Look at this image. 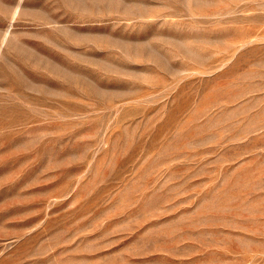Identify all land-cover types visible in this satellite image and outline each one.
Listing matches in <instances>:
<instances>
[{
  "label": "rangeland",
  "instance_id": "rangeland-1",
  "mask_svg": "<svg viewBox=\"0 0 264 264\" xmlns=\"http://www.w3.org/2000/svg\"><path fill=\"white\" fill-rule=\"evenodd\" d=\"M0 264H264V0H0Z\"/></svg>",
  "mask_w": 264,
  "mask_h": 264
}]
</instances>
